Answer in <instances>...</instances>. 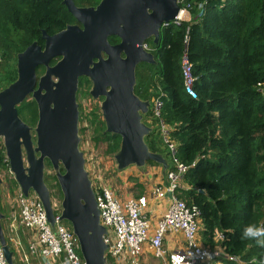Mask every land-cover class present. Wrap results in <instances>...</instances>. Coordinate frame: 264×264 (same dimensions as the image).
I'll return each instance as SVG.
<instances>
[{
	"label": "trees",
	"instance_id": "trees-1",
	"mask_svg": "<svg viewBox=\"0 0 264 264\" xmlns=\"http://www.w3.org/2000/svg\"><path fill=\"white\" fill-rule=\"evenodd\" d=\"M186 1L192 6L191 22L168 26L156 45L146 42L157 63L136 67L134 93L150 102L145 118L153 116L154 100L162 104L157 128L158 121L171 128L175 158L189 167L186 188L177 196L199 209L206 244L213 246L211 237L218 230L225 252L241 261L224 264H264V246L243 237L250 225L264 227V0ZM73 22L61 0H0V91L16 79L17 54L33 42L43 44L42 30L53 35ZM185 36L195 97L185 92L182 81ZM79 85V93L90 98V82L81 78ZM17 110L26 124L37 123L34 101ZM81 121L92 127L93 148L102 145V157L112 159L120 137L105 132L100 113L80 114ZM79 131L86 136V127ZM159 134L153 130L145 142L172 169ZM3 157L0 153V172L6 169ZM46 167L51 168L49 162ZM54 180L48 190L61 200Z\"/></svg>",
	"mask_w": 264,
	"mask_h": 264
},
{
	"label": "water",
	"instance_id": "water-1",
	"mask_svg": "<svg viewBox=\"0 0 264 264\" xmlns=\"http://www.w3.org/2000/svg\"><path fill=\"white\" fill-rule=\"evenodd\" d=\"M132 1L101 0L95 8H80L73 0H62L76 24L53 35L42 30L43 46L33 42L17 54L16 79L0 91V148L4 149L14 180L24 196L30 191L37 196L53 227L44 179L45 162H49L62 196L60 219L76 236L84 264H107L108 245L80 150L76 101L79 78L91 83L90 98L100 100L105 132L120 137L119 149L112 158L117 170L131 166L144 170L148 162L160 166L164 173L169 168L167 160L150 152L145 142L153 131L144 123L150 102L134 93L135 70L142 63H157L142 45L149 40L158 43L179 6L176 0H139L138 5ZM109 37L118 43L110 44ZM39 68L43 69L41 76ZM29 96L37 106L34 128L20 119L17 110ZM3 220L0 210V245L7 263L14 264Z\"/></svg>",
	"mask_w": 264,
	"mask_h": 264
},
{
	"label": "built area",
	"instance_id": "built-area-1",
	"mask_svg": "<svg viewBox=\"0 0 264 264\" xmlns=\"http://www.w3.org/2000/svg\"><path fill=\"white\" fill-rule=\"evenodd\" d=\"M176 2L179 10L174 21L168 26L190 23L192 20L191 3L186 0H176ZM187 45L188 37L185 36L181 59L182 81L185 92L195 97L193 90L195 78L192 75V66L186 55ZM142 48L149 51L146 43L142 45ZM151 107L153 117L159 119L161 102L156 99L152 102ZM84 125L89 127L85 123ZM158 129L160 138L169 152L172 169L168 168L164 173L165 186H158L153 190L154 198L161 200L169 198V205L157 221L152 234L149 232L150 225L145 215L147 207L145 197L120 203L112 190L103 187L99 183L100 179L96 174L98 169L92 175L91 182L99 210V222L106 230L103 239L105 244L108 245L106 251L107 264H141L140 258L146 244H148L156 259L163 260L167 257L169 264H206L211 261L223 260L240 263L241 261L237 256H230L220 245L223 235L218 230H215L211 237L212 242L214 239L216 240L214 247H205L201 242L199 235L202 233L203 227L201 226L199 209L194 206L188 207L185 201L177 196L179 190L186 188L183 180L189 167L175 158L176 146L171 140V128L162 121H158ZM86 144L82 138V145ZM94 158L95 160L92 158V162L96 164V154ZM2 162L5 164L6 169L0 172V187L3 189L4 194L11 193L14 196L9 202L11 208V214H8L9 220H6L4 216L2 221L3 230L7 234L9 232V240L12 239L11 233L15 238L17 237V230L20 227L31 232L27 248L33 258H28L21 264H84L76 236L70 225L60 219L62 208L56 195L49 191L54 216V226L51 227L37 196L32 191L29 192L28 196H24L17 184L16 187L11 188L9 182H7V179L14 182L15 180L5 154ZM91 166L93 167V165ZM174 232H179L184 237L185 250L182 254H167L164 249V237ZM33 260H36V262ZM253 261L251 260L250 263H253ZM0 264H8L1 245Z\"/></svg>",
	"mask_w": 264,
	"mask_h": 264
},
{
	"label": "crops",
	"instance_id": "crops-1",
	"mask_svg": "<svg viewBox=\"0 0 264 264\" xmlns=\"http://www.w3.org/2000/svg\"><path fill=\"white\" fill-rule=\"evenodd\" d=\"M160 133V132H159ZM97 158L104 159L101 168H97L96 174L99 177V183L105 187L109 188L114 192L116 199L120 203H125L129 200H136L141 197H145L147 200V207L145 210L146 218L150 225V234L155 230L156 223L159 218L165 213L169 205V198L156 199L153 195V190L158 186H165L164 172L160 166H146L144 170H139L135 167L127 168L123 171H116V175L113 177L111 175L113 171L112 164L114 162L110 158H105L96 156ZM98 163V159H97ZM105 175V176H104ZM116 182L114 186L110 185V181ZM120 187L123 192L118 189ZM1 209V208H0ZM9 214H11V208H8ZM6 220H9V216H6ZM4 229V228H3ZM5 239L7 246L12 253V261L14 264H21L28 258H33L27 248V242L31 237V232L27 231L23 227L18 228L17 237L11 233L12 239L9 240L10 234L5 233ZM201 242L205 247L212 248L215 246V239L212 242L213 246L207 245L202 237L199 235ZM164 249L167 254H182L185 250V240L181 233L174 232L166 235L163 240ZM36 262V260H33ZM33 262V263H34ZM141 264H169V260L166 257L163 260H158L154 257L152 250L149 248L148 244L144 245L142 255L140 258ZM206 264H224L222 261H211Z\"/></svg>",
	"mask_w": 264,
	"mask_h": 264
},
{
	"label": "rangeland",
	"instance_id": "rangeland-1",
	"mask_svg": "<svg viewBox=\"0 0 264 264\" xmlns=\"http://www.w3.org/2000/svg\"><path fill=\"white\" fill-rule=\"evenodd\" d=\"M150 47H151V45H150ZM90 88H91V86H90ZM77 103L79 105V116H80V114H82L84 116V115H86V114H88L89 112H92V111L96 112V114L100 113V109H99L100 100H92L91 98L86 96L83 92H81L78 95ZM80 106H81L82 110H80ZM97 109H99V112H97ZM18 113H19V117L21 119L22 118L21 112L19 111ZM144 123H146L148 126H150L152 128V130H158L157 125H156L157 120L153 116L149 115L148 117H146L144 119ZM83 124H84V122H82V121H81V123L79 122V128L80 127L82 128L84 126V127H86L87 131H86V136H82V134H80V131H79V136L81 137L80 150H82V152L84 154L85 161L87 160V163L85 165H86L90 180L92 181L91 178H92V175L94 174V171L97 168H101L102 167V163L105 161L104 159H102L100 161V159L97 158L98 159V163L93 164L92 158H93V160H95V158H94L95 154L97 156L102 155L104 147L102 145H100L99 148H97V149L93 148V145L91 144V141H90V136H91V133H92V127H90V126L87 127L86 125H83ZM159 137H160V134H159ZM82 138H83V142L85 144L87 143L86 145H82ZM0 153L3 156L5 154L4 153V149L2 147L0 148ZM112 161L114 162L113 159H112ZM90 165H93V167L92 166L90 167ZM112 167H113V171H112L111 175L114 177L116 175V171H118L117 168H116L115 162H114V164H112ZM132 167L133 166H131L129 168H132ZM53 174H54L53 169L49 168V167H46V165H45L44 178H45L46 175L50 176V178H45L46 186H47V184L50 185L52 182L53 183L55 182L54 177H51V175H53ZM4 181H5V179H4ZM108 181H110V185H112V186H114V183H116L114 181V179L113 180L111 179V180H108ZM7 182H9V185L11 186V188L14 187V184L11 181L7 180ZM118 189L121 191V193L123 192V190L120 187H118ZM3 192H4L3 189L0 187V208H1L2 214L6 217L9 214V210H8L9 202H11V199H13L14 196L11 193L4 194ZM60 202H61V200H60Z\"/></svg>",
	"mask_w": 264,
	"mask_h": 264
},
{
	"label": "flooded vegetation",
	"instance_id": "flooded-vegetation-1",
	"mask_svg": "<svg viewBox=\"0 0 264 264\" xmlns=\"http://www.w3.org/2000/svg\"><path fill=\"white\" fill-rule=\"evenodd\" d=\"M75 1V2H74ZM100 1L101 0H86V1H84V2H81L80 4H75L76 3V0H73V2H74V4L77 6V7H80V8H95L99 3H100ZM134 4H136V5H138V3H139V0H133L132 1ZM61 4H62V0H61ZM79 5V6H78ZM72 24H76V22H75V20H74V22L72 23ZM72 24H70V25H72ZM47 33V32H46ZM48 34V33H47ZM48 35H50V34H48ZM114 37H109L108 38V41H109V43L110 44H117L118 43V40L117 39H115ZM150 41V40H149ZM149 41H147V42H149ZM43 46V44L41 45V47ZM56 63V61H54L53 63H52V65L53 64H55ZM41 71H40V73H38V76H41V74H43V72H42V68H39ZM86 79V78H85ZM80 80H81V78H79V83H80ZM79 83H78V89H77V93H76V101H77V97H78V95L80 94L79 93V91H80V85H79ZM90 86H91V83H90ZM90 90V89H89ZM89 90H88V93H89ZM30 101H33V99H32V97L31 96H29L28 97V99L26 100V102H30ZM22 120V119H21ZM23 121V120H22ZM24 122V121H23ZM37 122V121H36ZM25 123V122H24ZM28 125V124H27ZM30 128H34L35 126H36V123H35V125L34 126H31V125H28ZM32 134V140L33 141H35V139H34V133L32 132L31 133ZM47 162V161H46ZM46 162H45V165H46ZM54 175V174H53ZM46 177V176H45ZM45 179V178H44Z\"/></svg>",
	"mask_w": 264,
	"mask_h": 264
},
{
	"label": "clouds",
	"instance_id": "clouds-1",
	"mask_svg": "<svg viewBox=\"0 0 264 264\" xmlns=\"http://www.w3.org/2000/svg\"><path fill=\"white\" fill-rule=\"evenodd\" d=\"M243 237L254 239L258 245L264 246V227L258 228L250 225L245 228ZM253 264H255V260L253 261Z\"/></svg>",
	"mask_w": 264,
	"mask_h": 264
}]
</instances>
